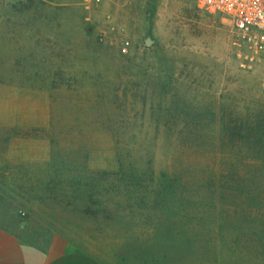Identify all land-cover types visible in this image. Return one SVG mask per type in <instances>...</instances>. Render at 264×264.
I'll return each mask as SVG.
<instances>
[{"label":"rangeland","instance_id":"374dc122","mask_svg":"<svg viewBox=\"0 0 264 264\" xmlns=\"http://www.w3.org/2000/svg\"><path fill=\"white\" fill-rule=\"evenodd\" d=\"M83 1L0 0V200L106 264H264V69L191 0Z\"/></svg>","mask_w":264,"mask_h":264},{"label":"crops","instance_id":"0c3cea01","mask_svg":"<svg viewBox=\"0 0 264 264\" xmlns=\"http://www.w3.org/2000/svg\"><path fill=\"white\" fill-rule=\"evenodd\" d=\"M0 264H106L65 232L0 200Z\"/></svg>","mask_w":264,"mask_h":264},{"label":"built area","instance_id":"2783aa9c","mask_svg":"<svg viewBox=\"0 0 264 264\" xmlns=\"http://www.w3.org/2000/svg\"><path fill=\"white\" fill-rule=\"evenodd\" d=\"M210 14L221 15L237 35L239 67L245 71L264 69V0H191ZM86 10L102 0H84ZM127 45V43H125ZM25 216L24 213H21Z\"/></svg>","mask_w":264,"mask_h":264},{"label":"trees","instance_id":"16d2710c","mask_svg":"<svg viewBox=\"0 0 264 264\" xmlns=\"http://www.w3.org/2000/svg\"><path fill=\"white\" fill-rule=\"evenodd\" d=\"M261 124H262V128H264V121H262ZM240 125H241V124H240ZM240 125H239V126H240ZM259 125H260V124H258V126H259ZM258 126H257V127H258ZM239 128H240V127H239ZM240 129H241V128H240ZM129 178L132 179V178H133V174H132V175H129ZM167 191L169 192V193H168L169 195L172 194V193H171V187H170V185H169ZM154 198L156 199V202H157L158 204H161V206L164 205L163 208H165V203H166V199L168 198V195H167V198H166V197H164V193H163V192L161 193V191H156V193H154ZM159 200H160V201H159ZM162 203H163V204H162Z\"/></svg>","mask_w":264,"mask_h":264}]
</instances>
